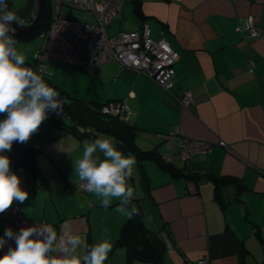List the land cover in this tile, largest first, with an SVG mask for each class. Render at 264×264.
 <instances>
[{
    "label": "crops",
    "instance_id": "1",
    "mask_svg": "<svg viewBox=\"0 0 264 264\" xmlns=\"http://www.w3.org/2000/svg\"><path fill=\"white\" fill-rule=\"evenodd\" d=\"M250 13L256 17V37L236 30ZM144 24L150 27L151 37H166L178 52L171 90L114 59L93 62L88 68L60 59L39 65L66 95L120 103L119 114L138 127L134 137L138 146L155 147L162 154V134L174 126L213 144L210 151L187 162L178 148H171L172 166L245 184L240 192L233 182L222 186L223 203L215 196L212 180H194L172 173L152 158H138L143 190L134 184V197L145 225L167 243L165 264H264L259 233L264 225V0H117V13L107 32L115 35ZM41 38L33 58L45 41ZM185 90L194 98L189 106L181 101ZM83 141L62 132L48 117L22 143L39 150L37 172L21 161L20 147L14 145L5 153L28 199L13 203L23 208L20 224L0 219V236L7 228L18 232L35 224L50 226L58 235L62 228L70 229L87 245L110 243L105 264H127L125 248L114 247L127 217L115 211L116 201L105 210L98 199L76 186L79 179L72 161L81 157ZM242 244L245 251L240 250ZM14 246V240H9L0 255Z\"/></svg>",
    "mask_w": 264,
    "mask_h": 264
},
{
    "label": "clouds",
    "instance_id": "2",
    "mask_svg": "<svg viewBox=\"0 0 264 264\" xmlns=\"http://www.w3.org/2000/svg\"><path fill=\"white\" fill-rule=\"evenodd\" d=\"M13 23L25 21L9 9L7 0H0V213L13 203H23L28 192L21 187L19 175L12 171L5 153L14 143H27L48 119L49 113L60 115L68 97L45 81L41 74L27 66V57L19 51ZM80 158L72 161L74 174L85 190L107 210L114 201L117 213L131 219L140 215L132 203L134 188L129 183L136 160L125 156L114 138L97 137L83 141ZM147 217V213H145ZM150 219V218H149ZM9 240L15 246L0 255V264H105L111 251L110 243L100 241L87 245L70 229L60 234L50 226L32 225L18 232L7 228L0 236V248ZM78 249H84L81 254Z\"/></svg>",
    "mask_w": 264,
    "mask_h": 264
},
{
    "label": "built area",
    "instance_id": "3",
    "mask_svg": "<svg viewBox=\"0 0 264 264\" xmlns=\"http://www.w3.org/2000/svg\"><path fill=\"white\" fill-rule=\"evenodd\" d=\"M52 3V20L48 31L42 34L45 41L35 51L39 62L60 59L88 68L93 62L105 63L114 59L121 66L133 67L152 78L165 89H172L178 52L166 37H151L147 24L139 29L108 34L107 29L117 13V0H53ZM76 10L89 12L91 17L77 15ZM236 30L256 37L259 32L255 15L248 14L244 24ZM252 65L253 61H250V69ZM181 101L184 106L193 104L190 90L184 91ZM121 110L120 103L103 106V111L107 113H120ZM162 140L165 151L161 156L166 163L172 161L171 148H178L179 156L187 162L199 153L210 151L213 146L208 140L189 137L180 126L164 132ZM219 144L224 145L225 141L221 140ZM76 185L86 191L80 180ZM0 219L18 225L24 219L23 208L13 204L7 211L0 213ZM259 233L264 241V225L260 227ZM203 262L205 260H200V263Z\"/></svg>",
    "mask_w": 264,
    "mask_h": 264
},
{
    "label": "trees",
    "instance_id": "4",
    "mask_svg": "<svg viewBox=\"0 0 264 264\" xmlns=\"http://www.w3.org/2000/svg\"><path fill=\"white\" fill-rule=\"evenodd\" d=\"M35 6V0H27L23 7L14 12L21 19L29 21L32 20ZM52 7V0H46V7L36 26L28 32H19L15 30V39L29 40L37 35L45 34L48 31L52 20ZM26 63L27 66L41 74L47 83L60 91L57 83L41 69L39 64L43 62H39L37 58L34 57L31 60H27ZM60 94L61 97H68L69 103L64 105L63 112L60 115L50 112L49 119L52 123L58 126L62 132L73 134L82 140L89 141L96 139L99 131L113 134L116 146L123 153L128 152L130 149L141 157L156 160L164 168L170 170L174 174L181 173L194 180H212L214 183L215 196L223 203H226V200L222 196V186L229 182H233L236 185L238 192L245 187L244 183L234 178L212 173L201 174L195 171L185 172L172 166L170 163L162 161V156L158 153L155 147L152 149H142L137 145L134 139L138 128L136 125L127 122L119 113H107L103 111V106L107 103L104 104L94 100H84L79 97L69 96L62 93V91H60ZM14 145L21 148V161L37 172V169L39 168L37 165L36 153L39 150L35 146H25L22 143H14L13 146ZM22 148L24 149L22 150ZM136 200L137 198L134 197L132 203L139 208L140 215L133 216L131 219L127 218L120 225L119 234L114 242V247L122 246L125 248L127 264H137L139 262L165 264L164 254L167 248V243L160 234L149 229L145 225L142 219V210ZM240 250L245 251L246 247L242 244Z\"/></svg>",
    "mask_w": 264,
    "mask_h": 264
},
{
    "label": "rangeland",
    "instance_id": "5",
    "mask_svg": "<svg viewBox=\"0 0 264 264\" xmlns=\"http://www.w3.org/2000/svg\"><path fill=\"white\" fill-rule=\"evenodd\" d=\"M120 1H124V0H120ZM26 2H27V0H7L9 9L12 10V11L20 9L21 7H23L26 4ZM75 13L77 15H80V16L86 15V14L82 13V11H79V10H76ZM41 37H43L42 34L41 35H37L36 37H33L32 39H29V40H22V39L21 40H17L18 41L17 47H18L19 51H21L24 55H26L27 60L33 59L34 46L36 44H38L39 42H41V39H42ZM39 38H41V39H39ZM101 136L115 139L113 134H109V133L104 132V131H99L98 132V137H101ZM139 138L140 137H138V139ZM139 146L141 148H143L141 145H139ZM143 149H147V148H143ZM128 152H125L123 154L125 156H132L136 160V165H135V168H134V171H133V176L130 179L129 183L132 185L133 188H134V184H135V186H137L139 188V191H141V190H143V188L141 187V180H142L143 175H144L143 171L141 170V167H142L141 164H140L141 161L138 160V158H140L141 156L138 155V154L136 156V154H134V152L132 150H130V149H129ZM138 195H140V193Z\"/></svg>",
    "mask_w": 264,
    "mask_h": 264
},
{
    "label": "water",
    "instance_id": "6",
    "mask_svg": "<svg viewBox=\"0 0 264 264\" xmlns=\"http://www.w3.org/2000/svg\"><path fill=\"white\" fill-rule=\"evenodd\" d=\"M35 2H36V6H35L34 14L32 16V20L26 21L25 25L23 26L16 25L15 23H13L12 27H14L16 31L19 32L31 31L39 22L46 7V0H35Z\"/></svg>",
    "mask_w": 264,
    "mask_h": 264
}]
</instances>
